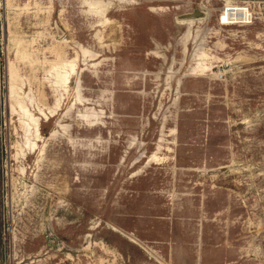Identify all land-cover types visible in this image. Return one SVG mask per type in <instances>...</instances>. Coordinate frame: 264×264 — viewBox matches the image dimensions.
<instances>
[{"label":"rangeland","instance_id":"1","mask_svg":"<svg viewBox=\"0 0 264 264\" xmlns=\"http://www.w3.org/2000/svg\"><path fill=\"white\" fill-rule=\"evenodd\" d=\"M0 264H264V0H0Z\"/></svg>","mask_w":264,"mask_h":264},{"label":"built area","instance_id":"2","mask_svg":"<svg viewBox=\"0 0 264 264\" xmlns=\"http://www.w3.org/2000/svg\"><path fill=\"white\" fill-rule=\"evenodd\" d=\"M245 10L238 11L237 16L235 19H232L231 17L226 16V10L222 11L221 15L219 16V23L220 25H234V24H252L253 18H254V11L250 9L249 6L243 7ZM226 9V8H225Z\"/></svg>","mask_w":264,"mask_h":264},{"label":"bare ground","instance_id":"3","mask_svg":"<svg viewBox=\"0 0 264 264\" xmlns=\"http://www.w3.org/2000/svg\"><path fill=\"white\" fill-rule=\"evenodd\" d=\"M227 3V2H226ZM226 3H225V7H224V9L222 10V11H224V10H226V16L227 17H231L232 19H235V17L237 16V13H238V11H243V10H245L241 5H236V4H233V3H230V2H228L229 3V5H230V7L231 6H234L235 8H237L236 10H232L231 8L230 9H227L226 8ZM226 8V9H225ZM201 10V9H200ZM202 11V10H201ZM203 12V11H202ZM221 12V11H220ZM221 15H223V14H221ZM206 17V14L204 13V17L203 18H201V19H204ZM198 19H200V18H198ZM195 20V19H194ZM180 21V20H179ZM181 22V21H180ZM184 22V21H183ZM186 22H192V21H186Z\"/></svg>","mask_w":264,"mask_h":264},{"label":"water","instance_id":"4","mask_svg":"<svg viewBox=\"0 0 264 264\" xmlns=\"http://www.w3.org/2000/svg\"><path fill=\"white\" fill-rule=\"evenodd\" d=\"M204 17V12H202L200 9H195L192 13H188L185 14L179 18H177V20H194V19H198V18H203ZM57 31L59 32V30L57 29Z\"/></svg>","mask_w":264,"mask_h":264},{"label":"crops","instance_id":"5","mask_svg":"<svg viewBox=\"0 0 264 264\" xmlns=\"http://www.w3.org/2000/svg\"><path fill=\"white\" fill-rule=\"evenodd\" d=\"M193 22V21H192ZM187 24V23H190V22H179V24ZM65 80H64V77L63 76H61L60 77V82H59V84H62L63 82H64Z\"/></svg>","mask_w":264,"mask_h":264}]
</instances>
